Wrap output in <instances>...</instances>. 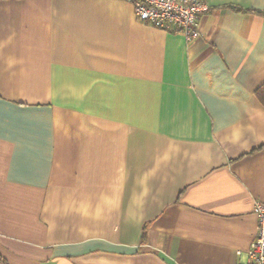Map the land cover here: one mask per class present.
Instances as JSON below:
<instances>
[{
	"label": "crops",
	"instance_id": "0c3cea01",
	"mask_svg": "<svg viewBox=\"0 0 264 264\" xmlns=\"http://www.w3.org/2000/svg\"><path fill=\"white\" fill-rule=\"evenodd\" d=\"M201 37L125 0H0V264H244L264 203V0Z\"/></svg>",
	"mask_w": 264,
	"mask_h": 264
},
{
	"label": "built area",
	"instance_id": "2783aa9c",
	"mask_svg": "<svg viewBox=\"0 0 264 264\" xmlns=\"http://www.w3.org/2000/svg\"><path fill=\"white\" fill-rule=\"evenodd\" d=\"M136 18L156 29L181 34L185 41L201 37L200 21L209 11L204 0H125ZM252 213L256 218L253 242L246 251L244 264H264V203L256 201Z\"/></svg>",
	"mask_w": 264,
	"mask_h": 264
},
{
	"label": "trees",
	"instance_id": "16d2710c",
	"mask_svg": "<svg viewBox=\"0 0 264 264\" xmlns=\"http://www.w3.org/2000/svg\"><path fill=\"white\" fill-rule=\"evenodd\" d=\"M258 14L264 17V12ZM254 95L259 104L264 107V83L256 89Z\"/></svg>",
	"mask_w": 264,
	"mask_h": 264
}]
</instances>
